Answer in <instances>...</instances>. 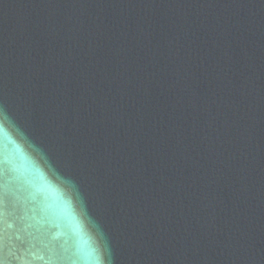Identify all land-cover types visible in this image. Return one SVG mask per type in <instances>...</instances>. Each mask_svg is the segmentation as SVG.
<instances>
[{"label":"water","instance_id":"obj_1","mask_svg":"<svg viewBox=\"0 0 264 264\" xmlns=\"http://www.w3.org/2000/svg\"><path fill=\"white\" fill-rule=\"evenodd\" d=\"M0 264H264V0H0Z\"/></svg>","mask_w":264,"mask_h":264}]
</instances>
